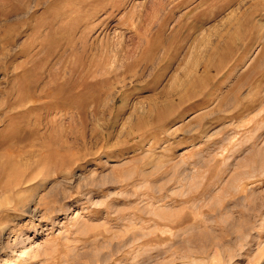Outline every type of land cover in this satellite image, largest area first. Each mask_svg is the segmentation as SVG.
I'll list each match as a JSON object with an SVG mask.
<instances>
[{"label":"rangeland","instance_id":"rangeland-1","mask_svg":"<svg viewBox=\"0 0 264 264\" xmlns=\"http://www.w3.org/2000/svg\"><path fill=\"white\" fill-rule=\"evenodd\" d=\"M0 135V264H264V0H0Z\"/></svg>","mask_w":264,"mask_h":264},{"label":"bare ground","instance_id":"bare-ground-1","mask_svg":"<svg viewBox=\"0 0 264 264\" xmlns=\"http://www.w3.org/2000/svg\"><path fill=\"white\" fill-rule=\"evenodd\" d=\"M188 4V3H187ZM187 4H185L186 6H187ZM189 5V4H188ZM183 7V6H182ZM175 9V8H174ZM173 10V9H172ZM172 12V11H171ZM175 12V11H174ZM171 14V13H170ZM170 14H169V16H170ZM173 14H175V13H173ZM172 14V15H173ZM194 14V13H193ZM166 15V14H165ZM176 15V14H175ZM167 16V15H166ZM177 16V15H176ZM167 18H168V16H167ZM171 16H170V19H168V20H171ZM174 18V17H173ZM172 18V19H173ZM166 19V18H165ZM175 19V18H174ZM198 19V18H197ZM172 21V20H171ZM203 21V20H202ZM197 22V21H196ZM163 23V22H162ZM168 23V22H167ZM206 23V22H205ZM204 23V24H205ZM171 24V23H170ZM159 25V24H158ZM178 25V24H177ZM176 25V26H177ZM185 25V24H184ZM183 25V26H184ZM187 25H188V23H187ZM192 25V24H191ZM190 25V26H191ZM196 25V24H195ZM159 26H161V24L159 25ZM166 26H167V24L166 25H163L162 27H161V29H160V32L162 31V32H164L165 31V29H166ZM198 26V25H197ZM188 27V26H187ZM192 27V26H191ZM152 28V27H151ZM167 28H169L168 26H167ZM190 28V27H189ZM153 29V28H152ZM191 29V28H190ZM156 30V29H155ZM186 30H188V29H186ZM153 31V30H152ZM151 31V32H152ZM158 31H159V29H158ZM167 31V30H166ZM175 31V30H174ZM161 32V33H162ZM172 32V31H171ZM192 32H194V31H192ZM182 34H185L184 32H183V27H181V28H178V29H176V31H175V33H174V35H172L170 38H164L163 37V40L161 41V39H159V38H156V41H155V44H154V42H153V44L154 45H152V47L150 48V50L152 51H150L151 53H153V54H151L150 53V55H149V53L148 54H146L145 53V56H142L143 54H144V52H143V54H141V56H142V58H141V60H140V63L142 64L143 62H145L146 64H145V66H149V64H150V61L151 62H153V61H155V63H156V61H158V56H156V54H155V52L158 50V46H159V43H160V41L161 42H163L165 45H166V53L161 57L160 56V58H159V66H158V68H155L154 66V71H155V75L157 76V81H160L161 79H163L165 76H166V74H167V70L168 69H170V66H172V64L174 63V61H176L178 58H179V54L182 52V50L183 49H185L186 47H185V44L184 43H182V41L183 40H186L187 38H189L190 36L188 35L187 36V33H186V35H182ZM153 35V34H152ZM151 36V35H150ZM149 36V37H150ZM157 36V35H156ZM161 36L162 35H160V38H161ZM166 37V36H165ZM195 37V36H194ZM147 39L146 40H148V37H146ZM151 38V37H150ZM154 39V38H153ZM197 39V38H196ZM195 39V40H196ZM195 40H193V41H195ZM193 41H192V43H193ZM147 42V41H146ZM175 44V45H174ZM194 44V43H193ZM206 44V43H205ZM148 44H146V46H147ZM162 45V44H161ZM192 45V44H191ZM190 45V46H191ZM146 49H147V47H146ZM165 49V48H164ZM192 49V48H191ZM206 49V48H205ZM186 50H188V47H187V49ZM184 51V52H186V54L188 53L187 51ZM190 50V49H189ZM188 50V51H189ZM149 51V50H148ZM161 51V50H160ZM165 52V51H164ZM194 52H196V51H194ZM201 52H202V50H201ZM158 53V52H157ZM184 54V53H183ZM183 54H182V57H183ZM186 54H184V56H187ZM192 54H194V53H192ZM208 54V53H207ZM206 54V55H207ZM155 55V56H154ZM191 55V54H190ZM195 56H196V54H194ZM193 55V56H194ZM227 55V54H226ZM226 55H223L222 57H221V60H219V62H217L216 64H209V65H207V66H205V67H203V68H200L199 70L197 69L196 71H191L192 73H189L188 72V76H192V78H194L193 80L195 81V82H193L194 83V85H198V84H202V83H206V81H210V75L212 74V73H214V72H216V73H219L220 71H221V69H222V67L226 64L225 62H226ZM140 56V57H141ZM192 56V57H193ZM197 56H199V55H197ZM228 56V55H227ZM152 57V58H151ZM204 57V56H203ZM229 57V56H228ZM227 57V58H228ZM155 58V59H154ZM188 58V57H187ZM196 58H198V57H196ZM195 58V59H196ZM202 58V57H201ZM192 60H194V59H192ZM179 61V60H178ZM183 61V60H182ZM189 61V60H188ZM180 62V61H179ZM162 63H165V64H163V65H161ZM181 63V62H180ZM190 63H191V61H190ZM196 63V61H194V64ZM198 63V62H197ZM225 63V64H224ZM136 64H138L139 65V63H136ZM140 64V65H141ZM157 64V63H156ZM193 64V63H192ZM200 64V63H199ZM205 64H207V63H205ZM143 65V64H142ZM141 65V66H142ZM152 65V64H151ZM150 65V66H151ZM144 66V67H145ZM161 66V67H160ZM192 67H193V65H191ZM140 67V66H139ZM143 67V66H142ZM141 67V68H142ZM157 67V66H156ZM136 68H137V66H136ZM149 68V67H148ZM151 68V67H150ZM198 68V67H197ZM140 69V68H139ZM151 69V70H152ZM196 69V68H195ZM195 69H192V70H195ZM138 70V69H137ZM142 70H143V68L141 69V71L140 72H142ZM146 70H148L150 73H151V71H150V69H146ZM157 70H158V72H157ZM153 71V72H154ZM140 72H139V74H138V77H136L135 79H139V75H140ZM144 72V71H143ZM152 72V73H153ZM146 73V72H145ZM143 75V74H142ZM142 75H141V77H142ZM145 75V74H144ZM149 76H150V74H148ZM133 77H135V76H133ZM167 77V76H166ZM212 77V76H211ZM215 77V76H214ZM106 82H107V80H105ZM105 81H102V82H99L98 84H100V86H103V84L105 85L106 84V82ZM112 82V81H111ZM107 83H109V82H107ZM193 85V84H192ZM113 89V88H112ZM112 89H110V90H112ZM63 90V89H62ZM61 90V91H62ZM110 90H106L105 92H110ZM100 91L102 92L101 94H100V92H99V95L98 96H96V97H94L93 98V100L92 101H90V102H87L88 103V105L86 104V101L83 99V97H76V98H72L71 99V97H69L66 101H64V102H58L56 105H55V108L54 109H57L58 110V108L59 109H62V110H64V109H72V108H77L78 109V111L80 112V114H81V118H82V124L84 123L85 124V119H87V112H86V108H87V106H89L90 108H91V110L90 111H92V113H94V116H95V118L97 117V115L98 114H101L102 115V111H101V105H103L102 104V97H103V87H102V89H100ZM111 93V92H110ZM109 93V94H110ZM58 94H60V93H58ZM116 95V94H115ZM195 96V93H194V91H192L191 92V94H189V96L188 97H194ZM180 99H179V104H181L182 102H183V97H179ZM115 99V98H114ZM178 100V99H177ZM229 100V99H228ZM114 101V100H113ZM124 102V101H123ZM114 103V102H113ZM19 105H20V102H19ZM50 106V105H49ZM104 108V107H103ZM123 108H125V107H123ZM53 109V110H54ZM112 113V112H111ZM96 114V115H95ZM17 115V114H16ZM100 117V116H99ZM98 118V117H97ZM11 128V127H10ZM34 134H36V133H34ZM106 136V135H105ZM0 137H4L3 135H0ZM4 139H7L6 137L4 138ZM5 140H3V142H4ZM0 143H2V142H0ZM22 176V175H21ZM25 177V176H24ZM30 177V176H29ZM33 177V176H32ZM32 177H31V180H32ZM31 180H29L30 182H31ZM11 181V180H10ZM21 181H22V183H23V176H22V178H21V180H19L18 178L14 181V184L17 182V185H20V183H21Z\"/></svg>","mask_w":264,"mask_h":264}]
</instances>
